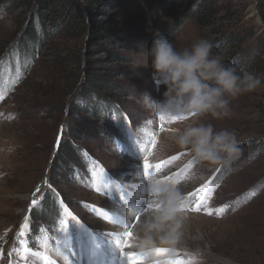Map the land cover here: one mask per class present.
<instances>
[{"label":"rangeland","instance_id":"374dc122","mask_svg":"<svg viewBox=\"0 0 264 264\" xmlns=\"http://www.w3.org/2000/svg\"><path fill=\"white\" fill-rule=\"evenodd\" d=\"M49 1L39 7L34 0H0V264H23L10 253L25 223L28 234L37 232L35 239L26 237L33 250H46L56 264H69L62 249L70 236L82 245L92 233L103 239L125 231L93 207L118 211L121 195L142 203L144 157L155 164L174 155L180 158L167 174L193 162L176 186L179 205L209 179L212 191L198 212L178 205L179 227L164 232L177 246L139 243L136 234L149 211L138 224L131 218L135 247L128 250L170 249L147 264H167L177 252L193 264H264V0H76L82 16L73 20L60 0ZM198 5L207 26L189 16ZM156 30L178 51L207 39L225 66L251 73L260 85L231 99L229 114L219 118L145 108L142 93L159 99L163 92L156 90L147 56ZM170 115L187 118L169 123ZM193 121L235 133L238 158L209 165L179 147L170 130ZM65 207L83 225L66 217ZM103 249L102 264H108L117 251Z\"/></svg>","mask_w":264,"mask_h":264},{"label":"clouds","instance_id":"9594fccd","mask_svg":"<svg viewBox=\"0 0 264 264\" xmlns=\"http://www.w3.org/2000/svg\"><path fill=\"white\" fill-rule=\"evenodd\" d=\"M213 47L207 39H199L190 48L178 51L165 34L154 31L147 56L152 81L156 90L163 88V92L159 99L144 92L139 102L153 112H191L217 118L228 115L231 99L255 90L261 80L251 73L241 75L237 68L225 66L222 57L213 54ZM170 133L179 147L187 148L194 159L209 165L228 164L239 156L235 133L216 131L211 124L193 121L171 129ZM151 191L161 207L137 231V240L144 247L157 243L158 234L179 227L180 191L171 186L153 187Z\"/></svg>","mask_w":264,"mask_h":264},{"label":"snow or ice","instance_id":"6c2138e0","mask_svg":"<svg viewBox=\"0 0 264 264\" xmlns=\"http://www.w3.org/2000/svg\"><path fill=\"white\" fill-rule=\"evenodd\" d=\"M191 115H195L192 113ZM187 117L181 116H168L167 122L172 123L180 119H186ZM159 120L163 124L166 120L163 114L159 115ZM155 141L152 142V147L155 148ZM182 155V154H181ZM180 158L179 155L171 156L169 159L163 160L159 163L151 164L148 161L147 156L144 157L143 163V176L148 181V188L146 189L147 195L143 199L142 203L137 204L133 200H125L124 196L121 195L120 199L124 202L123 206L115 211L109 208L103 207H93L92 211L96 213L100 218L106 222H111L113 224L119 225L125 231L121 233H112L108 237L103 239H98L97 236L91 234V245L92 251L95 253L98 250H101L103 246H114V249L118 252L119 264H147L149 257H161L166 256L170 249L155 247L149 251H130L135 247L134 232L133 228L135 224L132 221L134 217L135 223L141 221L142 215L148 213L150 210H159L161 207V202L153 203L149 197L154 196L151 189L153 187L160 186H171L176 188L177 185H180L188 175L190 169L193 168V162H189L184 167L178 169L177 171L167 174L165 170H171L175 161ZM161 178H157L160 177ZM213 179H209L206 183L202 184L195 190L187 194V198L182 200L179 209L183 211L185 208L190 209L191 211L198 212L204 205V202L208 199V194L212 191ZM39 191V188L37 189ZM37 204L36 200L32 201V205ZM64 215L69 217L72 221H75V225H83L81 221L72 214L67 207L64 208ZM219 213H223L225 209L221 208L218 210ZM206 214L213 215L212 210H206ZM63 230L66 233L68 231L69 220L65 219L63 222ZM29 231V225L25 223L21 227L19 233V244L17 248L13 249V252L10 255H18L20 261L23 264H29L30 258H36L39 261V264H56V261L53 260L47 251H35L30 246L28 239L26 238ZM63 259L69 261V264H84L83 260V248L75 242L73 244L72 237H68L67 242L63 245L62 249ZM2 255V253H0ZM167 264H193L192 259H184L179 252L176 254V258L172 261H168Z\"/></svg>","mask_w":264,"mask_h":264},{"label":"trees","instance_id":"16d2710c","mask_svg":"<svg viewBox=\"0 0 264 264\" xmlns=\"http://www.w3.org/2000/svg\"><path fill=\"white\" fill-rule=\"evenodd\" d=\"M34 2L39 7L46 6V5L47 6H50V1L49 0H34ZM57 4H58V6H60V9H63L64 8V12L63 13L67 12L66 15L63 14V15L66 16L67 19H72L73 20V19H76V18H79V17L82 16V14L80 13L82 11V9H81L80 5L77 4L76 0H60L59 3H57ZM195 7H193V11L189 14V16L192 17V18H196L197 24L200 27H204V26L209 25L210 24L209 17H207L205 15V13H201V14L199 13V12H201V9H200L201 6L198 5V7L197 6H195ZM38 22H39V20H38ZM39 24H40V22H39ZM78 26H79V23L73 24V27L74 28H77ZM92 30H94V31L97 30L94 25L92 26ZM40 206L39 207L36 206L37 209H39ZM36 207L35 208L32 207V210H31L30 213H32L33 210L36 209ZM61 214H62V212H61ZM29 234L28 235L30 237L31 236V233H29ZM36 235H37V232L35 233L34 236H36ZM34 236H31V238H34Z\"/></svg>","mask_w":264,"mask_h":264},{"label":"bare ground","instance_id":"6f19581e","mask_svg":"<svg viewBox=\"0 0 264 264\" xmlns=\"http://www.w3.org/2000/svg\"><path fill=\"white\" fill-rule=\"evenodd\" d=\"M150 213L152 216H154L156 212H151V210H150L149 214ZM113 225H115V224H113ZM168 234L169 233H167V234L163 233L162 235L158 234L157 235L158 242L154 243V244H150L149 246H163V245L177 246L178 243L176 241H174V238L171 235L168 236ZM88 240H89L90 246L87 243ZM90 240H91V238H88L85 242L82 243V245H80L83 248L84 264H102V260H103V257L105 255V251L102 247L101 250H98L95 253H93Z\"/></svg>","mask_w":264,"mask_h":264}]
</instances>
